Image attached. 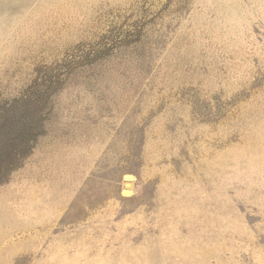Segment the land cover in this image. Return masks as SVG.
I'll use <instances>...</instances> for the list:
<instances>
[{
    "label": "rangeland",
    "instance_id": "374dc122",
    "mask_svg": "<svg viewBox=\"0 0 264 264\" xmlns=\"http://www.w3.org/2000/svg\"><path fill=\"white\" fill-rule=\"evenodd\" d=\"M128 8L153 81L61 101L0 177V264H264V0H0V79Z\"/></svg>",
    "mask_w": 264,
    "mask_h": 264
},
{
    "label": "trees",
    "instance_id": "16d2710c",
    "mask_svg": "<svg viewBox=\"0 0 264 264\" xmlns=\"http://www.w3.org/2000/svg\"><path fill=\"white\" fill-rule=\"evenodd\" d=\"M154 26L149 30L151 20L150 25L142 21L131 8L109 11L91 23L64 24L78 34L74 42L57 48L58 37L51 38L43 49L27 53L5 70L0 79V177L2 172L9 177L13 166L26 158L45 133L51 113L56 108L55 114L59 112L61 101L76 99L73 96L92 83L98 89L104 72L123 83L140 80L136 87L141 96L154 77L142 72L150 64L156 66L159 56L157 43L147 40L150 34L156 39ZM130 69L132 74L126 76Z\"/></svg>",
    "mask_w": 264,
    "mask_h": 264
},
{
    "label": "water",
    "instance_id": "95a60500",
    "mask_svg": "<svg viewBox=\"0 0 264 264\" xmlns=\"http://www.w3.org/2000/svg\"><path fill=\"white\" fill-rule=\"evenodd\" d=\"M127 186H129V184H126Z\"/></svg>",
    "mask_w": 264,
    "mask_h": 264
}]
</instances>
